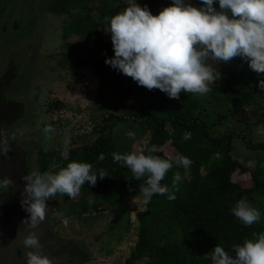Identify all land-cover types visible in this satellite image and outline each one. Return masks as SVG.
<instances>
[{"label":"trees","instance_id":"1","mask_svg":"<svg viewBox=\"0 0 264 264\" xmlns=\"http://www.w3.org/2000/svg\"><path fill=\"white\" fill-rule=\"evenodd\" d=\"M82 1L74 11L85 10H80L84 4ZM95 10L97 17L89 11L70 15L68 19L71 22L67 25L65 36L67 41L73 36L92 37L98 62L92 63L68 54L67 66L63 61L61 66L93 67L100 79L126 95L134 96L135 100L132 104L127 103L122 114H109L97 132H93L96 135L93 142L80 145L75 140L71 141V160L88 162L93 165V170L104 169L107 176L98 178L94 186L86 182L75 199H69L66 194H57V197H68L71 211L84 214L93 207L89 202L91 198L126 202L142 196L139 189L144 178H132L131 171L115 163L111 154L136 151L172 159L165 154V146L169 144L176 154H183L192 163L187 171L174 166L161 181L175 193L174 200H169L167 194H156L137 214V242L127 264H211L210 253L216 244L231 254L234 244L251 238L253 232L264 231V171L260 166L250 170L236 160L233 141L239 137L251 150L262 153L264 142L255 144L249 138L235 134L214 137L212 130L225 117L219 112L224 105L241 110L264 98V92L257 86L259 80L264 79V74L258 75L245 60L240 61V57L232 58L230 64L218 61L215 70L221 77L210 84L208 97L181 91L179 100L169 98L159 89L148 90L139 86L131 77L105 63L106 58L114 55V50L111 37L103 36L101 31L106 29L105 17L116 14L115 5L102 0L99 4L95 3ZM130 123L138 126L143 133H150L149 147L153 149L122 150L114 131ZM185 132L191 133L189 140L182 139ZM60 148L40 150L36 171H57L65 166L67 161L60 156ZM101 154L105 157L103 160L99 159ZM53 164L55 168H51ZM176 171L182 176L178 190L172 186ZM238 171L250 174L246 185L234 181ZM242 197H247L261 213L260 221L248 227L230 211ZM51 220L53 223L52 215Z\"/></svg>","mask_w":264,"mask_h":264},{"label":"clouds","instance_id":"2","mask_svg":"<svg viewBox=\"0 0 264 264\" xmlns=\"http://www.w3.org/2000/svg\"><path fill=\"white\" fill-rule=\"evenodd\" d=\"M125 4L121 11L105 17V30L110 33L114 50L105 63L139 86L159 89L177 100L181 91L203 96L210 91V84L221 77L210 61L227 62L234 57L245 60L258 75L264 74V0H200L199 6L191 0H172L155 15L138 0H125ZM257 86L264 92V79ZM42 131L48 134L54 129L49 124ZM126 135L135 137L132 131ZM190 138V132L182 136L183 140ZM10 140L6 129L0 128V155L7 156L11 151ZM70 143V138L65 137L59 149L67 161L65 166L57 171H32L22 178L26 183L20 203L28 214L22 220L27 228L22 237L26 264H54L55 259L43 253L36 231L45 221L48 200L57 194L75 199L86 182L94 186L98 178L107 176L104 169L93 170L88 162L71 160ZM111 155L115 163L131 171L132 178H144L139 191L145 205L156 194H167L169 200H174L175 193L161 181L174 166L187 171L192 163L183 154L174 159L136 151ZM104 158L103 154L99 156L100 160ZM181 180V173L176 171L173 188L178 190ZM12 185L11 178H0V189ZM230 211L246 227L261 219V213L247 197L237 200ZM62 223L67 228L69 218H63ZM210 259L211 264H264V231L253 232L251 238L234 244L231 254L216 244Z\"/></svg>","mask_w":264,"mask_h":264},{"label":"rangeland","instance_id":"3","mask_svg":"<svg viewBox=\"0 0 264 264\" xmlns=\"http://www.w3.org/2000/svg\"><path fill=\"white\" fill-rule=\"evenodd\" d=\"M80 1L82 0H1L0 25L15 12L28 22L27 29L32 25L36 26L37 21L40 24L42 19L52 17L51 13L62 11L61 7L68 8L67 19L73 13L78 15L87 11L97 17L95 3L99 4L102 0H83L84 4L80 10H85L74 11ZM106 1L115 5L116 13L126 7L125 0ZM171 2L172 0H138L141 6L147 5L154 15L169 6ZM191 3L199 6L200 0H191ZM46 21L52 24V30H56V34L49 43L48 41L45 43L44 49L55 54V57L50 53V56L42 60L41 69L32 78L33 83L25 97L33 101L34 118L27 126L21 127L16 136L17 139L24 141L27 149L32 151L31 172L37 170L40 150L51 151L61 147L65 137L70 138V141H77L80 145L93 142L96 139L93 132H97L105 118L111 113L122 114L127 103L132 104L135 100L134 96L126 95L122 90L100 79L93 67L65 68L59 65L58 62L62 61L64 54H73L92 63L98 62V56L92 37L73 36L64 45L61 43L64 28L57 24L53 17ZM101 33L110 37V33L105 29ZM21 36L19 34L16 37H3L0 31V48L10 44L15 45L18 42L17 38ZM51 41L54 42V46ZM210 63L216 67L217 62L210 61ZM225 63H232V59ZM209 92L203 97H208ZM219 112L225 117L220 125L212 130L214 137L235 134L245 136L255 144L264 142V124L259 123L264 122V98L241 110H233L230 105H224ZM49 124L54 131L43 133L42 129ZM128 131L134 132L135 137H128L126 135ZM114 134L122 150L153 149L149 147L150 133H143L132 123L121 125ZM233 144L236 160L250 170L260 166L264 171V153L251 150L239 137L234 139ZM165 154L172 159L177 156L169 144L165 146ZM250 178L249 173L242 174L239 171L234 175V181L244 185L250 181ZM67 198L56 196L47 202L56 234L85 245L90 254L87 264H127L137 242V214L145 209L143 196L133 197L126 202L91 198L89 202L93 207L84 214H78L76 210L71 211L70 198ZM65 217L69 218L67 228L62 223Z\"/></svg>","mask_w":264,"mask_h":264},{"label":"flooded vegetation","instance_id":"4","mask_svg":"<svg viewBox=\"0 0 264 264\" xmlns=\"http://www.w3.org/2000/svg\"><path fill=\"white\" fill-rule=\"evenodd\" d=\"M92 4L94 5V3ZM61 8L62 11H55V13H51V16L57 24H60L64 28L61 43L66 45L67 8ZM52 17L49 16L48 18ZM46 19H42L40 24L37 21L36 26L32 25L26 29L28 22L24 21L20 14L14 12L0 25L3 37L22 35L20 38H17L18 42L15 45L10 44L0 48V108L13 115V118L10 119L6 126L7 134L11 137V143L27 152L28 174L32 151L27 149L24 141L17 139L16 136L21 127L27 126L31 119L34 118L33 101L25 96L29 91L31 83H33L32 78L34 74L41 69V61L50 56L51 52L44 49L45 43L47 41L49 43L54 38L53 35L56 34V30H52V24L46 21ZM57 28L59 27L57 26ZM49 32H52L51 35ZM51 44L54 46L53 41H51ZM51 55L55 57V54L51 53ZM67 55L64 54L61 58L66 66ZM61 62H58V64L61 65ZM7 110L11 111L8 112ZM14 116L17 117L14 118ZM7 193V189H0V198Z\"/></svg>","mask_w":264,"mask_h":264},{"label":"water","instance_id":"5","mask_svg":"<svg viewBox=\"0 0 264 264\" xmlns=\"http://www.w3.org/2000/svg\"><path fill=\"white\" fill-rule=\"evenodd\" d=\"M8 112L11 110H7ZM17 116H14V118ZM13 115L0 108V128H5ZM7 131V129H6ZM11 151L7 156L0 155V178L9 177L14 185L7 189V194L0 198V264H26L23 235L27 228L22 220L27 213L21 206V193L27 171V152L11 143ZM40 238L43 253L54 258V264H87L90 254L86 248L73 239L60 237L56 234L47 211L45 221L36 230Z\"/></svg>","mask_w":264,"mask_h":264}]
</instances>
